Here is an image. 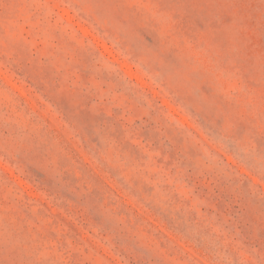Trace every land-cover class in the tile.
I'll return each instance as SVG.
<instances>
[{
	"label": "rangeland",
	"instance_id": "374dc122",
	"mask_svg": "<svg viewBox=\"0 0 264 264\" xmlns=\"http://www.w3.org/2000/svg\"><path fill=\"white\" fill-rule=\"evenodd\" d=\"M0 162V264H264V0H0Z\"/></svg>",
	"mask_w": 264,
	"mask_h": 264
},
{
	"label": "clouds",
	"instance_id": "9594fccd",
	"mask_svg": "<svg viewBox=\"0 0 264 264\" xmlns=\"http://www.w3.org/2000/svg\"><path fill=\"white\" fill-rule=\"evenodd\" d=\"M89 34L92 35L93 38L97 40V42L99 43L101 49L105 52V54L109 56L113 61H115L113 67L123 66L130 73L134 74L133 77L134 79L141 78V76L139 75L140 73L139 66L132 60V58L126 52L123 51V49L116 46L114 42L111 39H109L103 31H100L99 35H97L96 33H93L91 30H89ZM143 82L147 83V79L144 78ZM184 119H185V123H188L190 126L193 127L195 126L194 124H192V121L188 117H185ZM228 159L234 163L238 162L237 159L232 155H229ZM239 163L241 162L239 161ZM0 166H2V162H0ZM242 170L245 172L248 171L247 168H242Z\"/></svg>",
	"mask_w": 264,
	"mask_h": 264
}]
</instances>
